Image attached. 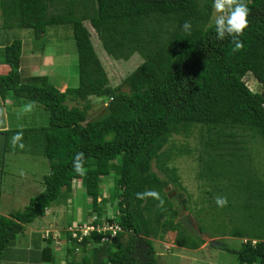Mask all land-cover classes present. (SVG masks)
I'll return each instance as SVG.
<instances>
[{"label":"trees","instance_id":"16d2710c","mask_svg":"<svg viewBox=\"0 0 264 264\" xmlns=\"http://www.w3.org/2000/svg\"><path fill=\"white\" fill-rule=\"evenodd\" d=\"M58 1L0 0L3 28H28L37 38L50 25H69L78 56L77 86L60 91L46 75L22 76V39L0 44V63L9 67L0 73V97L10 94L40 104L48 115L45 125L2 129L0 135L6 140L23 131L24 145L34 144L36 149L30 151L49 164L41 192L23 208L0 214V264L28 257L31 264H158L153 241L162 240L169 230L175 231L177 247L200 248L205 243L204 219L197 223L199 233L189 232L178 219L175 195L169 197L165 189L172 184L185 190L176 167L168 163L175 152L190 154V149L177 147L171 139L177 134L189 137L196 130L202 144L197 161L199 168L206 166L208 186L215 192L229 191L223 194L228 204L221 212L237 206L245 210L241 217L247 211L248 218L262 210L264 214V182L246 151L247 136L258 135L264 146V0H246L249 23L239 37L244 49L235 53L230 37L215 38L213 0H65L66 13ZM186 20L192 25L190 33L181 29ZM85 21L110 54L127 56L132 47L143 51L142 61L119 84H109ZM247 74L258 89L248 87ZM92 97L106 104L100 116L89 119ZM3 146L8 150L6 143ZM81 151L83 176L72 170L73 157ZM153 161L165 177L153 171ZM76 187L88 198L82 217L69 213L54 238L52 231L46 237L35 231L27 240L31 247H16L17 235L52 206L69 205ZM146 190L159 192L163 207L152 198L136 199L135 193ZM2 193L0 188V203ZM180 204L193 212L185 202ZM90 220L116 222L122 229L106 241L97 231L81 240L72 237L68 226ZM229 235L244 240L238 247L228 246L218 233L209 236L219 238L208 244L235 253L239 264H264V231Z\"/></svg>","mask_w":264,"mask_h":264},{"label":"rangeland","instance_id":"374dc122","mask_svg":"<svg viewBox=\"0 0 264 264\" xmlns=\"http://www.w3.org/2000/svg\"><path fill=\"white\" fill-rule=\"evenodd\" d=\"M58 3L59 5H62L61 8L65 6V9L62 11L63 13H66L65 0H59ZM216 15L217 14L213 10L212 18L215 19ZM84 23L91 33L93 46L104 70L106 71L109 84H119L122 79L142 61L143 53L141 52L143 51L132 47L127 56L119 57L118 54H110L107 49L102 46L95 30L89 25L88 21H85ZM45 31L44 34L36 38L31 34V30L28 28H3L1 26L0 18V44L15 38L22 39L24 43L21 55V62L24 64L22 72L23 77L26 75L28 76L29 73L34 74L35 70L33 65L39 66L40 62L37 61H41V59L45 57V54H48L47 61L51 63V66H37L38 68L36 70L47 75L48 78L46 80L55 86H59L61 81L67 82V84L72 87L77 86L78 56L71 27L66 24H54L50 25ZM144 45H147V43ZM138 47L141 48L142 45L139 43ZM147 48L146 50H148ZM244 80L251 90L258 89L257 82L250 74H247L244 77ZM62 90H64V88H62ZM10 102H14V104L11 106ZM90 103L91 105L88 112L89 119L96 118L104 112V105L106 103L103 104L100 98L92 97ZM4 105L6 115L8 116V123L10 126H13V124H20V127L17 129H25L31 126L45 125L47 123V112L40 104L27 102L23 98H11V95L9 94L4 100ZM28 105H31V107H28ZM14 134L15 132L13 134L11 133L10 138L7 137L9 139L6 140V137L0 135V188L3 191L2 201L0 203V214L4 215L9 214V212L13 210L23 208L29 201V198L36 196L41 192L43 189L41 183L42 176L49 171L48 160L41 154H36L34 151H30L36 149L34 144L25 145L24 148L29 152L22 151L19 147H17L18 149L12 148L11 138ZM198 135L199 133L196 130L193 135L189 137L177 134L171 139V142L177 147L183 145L189 147L190 154L187 152H183L182 154L175 152V155L172 156L168 163L176 167L180 176V181L185 190H179L176 186H174V188L172 184H169L166 187V190L167 192L172 190L175 193H183L181 198L186 199L184 200L185 204H187V206L193 211L190 213L189 210H186V212L191 214L196 227L197 223H204L205 221L204 231L203 234H201L205 239V243L197 250L177 247L174 244L175 231L169 230L162 240L155 239L153 241L157 262L158 264H239L235 253L227 251L219 245L216 246V244L213 246L209 245L208 242L219 238H211L209 236H215L219 233L220 241L226 242L228 246L238 247L244 239L241 237L230 236L229 233L237 230L250 233L253 236L254 234L263 232V210L262 214L260 213L255 218H248L247 214H251V211H247L245 217H241L242 214L240 213L245 210L237 206L230 211L229 208H225L224 211L221 212V209H219L215 202L216 197H223V194L228 193L229 191L217 190L215 192L214 190L211 191L212 188L208 186L206 180H209L207 178L209 174L206 166H201V168H199L197 161L199 151L202 148ZM247 139L249 141L247 143L246 151L249 155L250 164L259 175L256 176L264 182V146L261 139L256 134L255 138L247 136ZM5 143L6 147H9L6 148L8 149L6 151L1 149L2 147H5L3 146ZM169 144L171 143L169 142L168 145ZM243 165H246L245 161H243ZM152 169L160 176L165 177L159 170L156 161H153ZM21 172L24 174L21 175ZM215 180H217V178ZM206 189L212 194L210 202L207 200L209 194L204 192ZM103 193L105 194V192ZM72 197L71 200L68 198V202L70 200L69 205L62 203L57 206H52L44 216L37 217L35 222L27 225L24 231L17 235L16 247H26L27 240L30 241L32 233L35 231L41 232L43 235H46L48 231H52L53 234H51V236L54 238L58 235L59 228L66 226V220L69 213H73L74 215H72L74 217L80 219L82 213H84L82 208L88 203V198L85 191L82 188L80 189V187L74 189ZM239 198L242 199V196ZM175 200L177 202L179 201L178 198H175ZM209 203L214 205V211ZM106 210L108 215L112 214L111 207H108ZM227 214L231 216L228 218ZM232 215H235L234 218ZM202 219H204V221ZM222 231H225L227 235L222 237ZM53 241L54 243H57V240ZM61 251L63 252V250ZM24 257L27 256L24 255ZM28 258L22 259L21 264H31ZM6 262H8L6 264H14L15 262L20 263V261L16 260H6Z\"/></svg>","mask_w":264,"mask_h":264},{"label":"clouds","instance_id":"9594fccd","mask_svg":"<svg viewBox=\"0 0 264 264\" xmlns=\"http://www.w3.org/2000/svg\"><path fill=\"white\" fill-rule=\"evenodd\" d=\"M212 7L217 14L214 20L215 38L217 40H224L230 37L231 43L234 45L232 52L235 53L243 50L244 43L239 37L243 35L244 30L248 27V16L250 14V9L247 6L246 0H213ZM191 27V22L187 20L181 25V29L185 33H190ZM28 107H31V105H28ZM11 146L13 149L17 147L24 149L23 131H18L12 136ZM84 164V153L82 151L75 153L72 162V170L77 175L83 176L86 173ZM20 174L23 175L24 173L21 172ZM135 197L138 200L152 198L159 202V207H163L164 205L163 198L160 193L155 190L137 192L135 193ZM215 202L219 208L226 207L228 204L227 197L222 196H217Z\"/></svg>","mask_w":264,"mask_h":264},{"label":"built area","instance_id":"2783aa9c","mask_svg":"<svg viewBox=\"0 0 264 264\" xmlns=\"http://www.w3.org/2000/svg\"><path fill=\"white\" fill-rule=\"evenodd\" d=\"M94 220L95 217L92 216ZM92 220H90L91 222L85 224V225H71L68 226V229L71 231V235L72 237L76 238L77 240H81V237L83 235H87L89 232L91 231H97V232H102V240L106 241L108 239H111L112 237H114L116 235V233L118 231H120L122 228L120 227V225L116 222H103V223H92ZM49 234V231L47 232L46 235L42 236L46 237ZM53 234V233H51Z\"/></svg>","mask_w":264,"mask_h":264},{"label":"crops","instance_id":"0c3cea01","mask_svg":"<svg viewBox=\"0 0 264 264\" xmlns=\"http://www.w3.org/2000/svg\"><path fill=\"white\" fill-rule=\"evenodd\" d=\"M90 25V24H89ZM23 43V41H22ZM24 44V43H23ZM22 49H23V45H22ZM22 55V53H21ZM47 56L48 54H45V57H43L41 59V61H37V62H40L39 66H47V67H50L51 66V63H49V61H47ZM24 64H22L21 62V59H20V69H21V72H23V66ZM38 65H33V68L35 70V73L34 74H28V76H33V75H44L42 73L39 72V70H36L38 67ZM9 67L7 64H3V63H0V73H6L8 71ZM47 76V75H46ZM27 77V75L25 76ZM48 77V76H47ZM68 86L67 82L65 81H61L60 82V85L59 86H56L60 91H63L62 88H65ZM4 100L3 98L0 97V130L2 129H16V128H19L20 127V124L19 125H15L13 124V126H10V124L8 123L7 119H8V116L6 115V112H5V105H4ZM10 105L12 106L13 104L10 102ZM7 202V200H6ZM27 247H31V244L27 243ZM58 247V246H56ZM59 248V247H58ZM62 250V249H61ZM14 264H21V262H15Z\"/></svg>","mask_w":264,"mask_h":264},{"label":"water","instance_id":"95a60500","mask_svg":"<svg viewBox=\"0 0 264 264\" xmlns=\"http://www.w3.org/2000/svg\"><path fill=\"white\" fill-rule=\"evenodd\" d=\"M167 186H168V185H167ZM167 186H166V187H167ZM166 187H165V189H166ZM168 192H169V191H168ZM171 194H172V192L168 193V196L171 197V196H172ZM182 194H183V193H181V192L177 194L178 198L181 199V201H180L181 203H183L184 200H186V199H182V198H181V197H182ZM177 215H178V219H179V221L181 222V224H182V225H183V226H184L189 232H191V233H193V234H197V233H199V231H198L196 225L194 224V221H193V219H192L191 214L185 211L184 206L180 205V206L177 207ZM212 243H213V242H212ZM214 243H215V242H214Z\"/></svg>","mask_w":264,"mask_h":264},{"label":"flooded vegetation","instance_id":"af4514ba","mask_svg":"<svg viewBox=\"0 0 264 264\" xmlns=\"http://www.w3.org/2000/svg\"><path fill=\"white\" fill-rule=\"evenodd\" d=\"M170 192H172V194H171L172 196L175 195V196H173L174 199H175V198H178V196L176 195V193H175L174 191L171 190ZM170 192H169V193H170ZM177 203L180 205V201L177 202ZM177 207H178V206H177ZM185 211H186V210H185Z\"/></svg>","mask_w":264,"mask_h":264}]
</instances>
